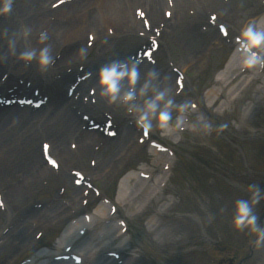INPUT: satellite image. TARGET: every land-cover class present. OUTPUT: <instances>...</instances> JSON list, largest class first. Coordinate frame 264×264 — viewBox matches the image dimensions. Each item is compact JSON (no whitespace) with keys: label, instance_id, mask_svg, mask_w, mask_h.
Segmentation results:
<instances>
[{"label":"rangeland","instance_id":"obj_1","mask_svg":"<svg viewBox=\"0 0 264 264\" xmlns=\"http://www.w3.org/2000/svg\"><path fill=\"white\" fill-rule=\"evenodd\" d=\"M234 3L236 9L233 8V11L238 13L239 21L248 7L254 10L255 14L249 16L247 21L259 22L264 17L262 0H235ZM57 4L59 6L61 2L50 4V1L43 3L41 0H14L12 12L0 15V64L14 66L17 60L15 57L25 49L34 48L37 54L39 53L36 46L41 43L37 40L39 34H36L35 30L44 21L43 15L49 14L52 6ZM90 10L97 11V8L93 5ZM197 11L199 9L195 8L194 12L201 13ZM94 19L93 26L101 25L97 16ZM210 20L187 17L172 27V34L161 32L158 37L159 49L153 55L155 60H158L157 64L152 61L149 65H137L138 79L132 100H123V95L129 88L124 93L117 94L113 103L105 101L100 90L96 91V107L92 108L96 110L101 123L105 124L111 118L117 136L108 137L106 131L104 134L103 129H99L97 133L102 135L99 146L94 145L86 151L78 152L75 151V144L71 143L73 137L62 139L61 143L71 163L56 171L57 174L60 171L62 173L48 178L43 188L35 193L26 205L33 204L39 208L46 206L48 209L58 207L61 202H68L82 190L74 185L73 172L78 171L92 175V178L85 176L86 181L82 186L87 193L86 200L81 202L80 207L77 203L74 218L31 232L37 233L36 239L19 252L8 246L3 256H0V264L4 262V256H11L8 260L10 262L6 264H30L35 256L54 252L53 248L70 223L85 219L84 217L93 213L97 207L110 210L113 203L118 204L117 196L122 177L132 172L137 178L144 180L146 178L140 176L139 171L151 170L154 162L159 163V169L156 168L153 179L170 178L168 189L163 191L159 200L151 202L145 211L128 219L126 237L130 239V249L124 257L133 256L134 264H264V244L256 245L255 233L249 229L237 230L231 222L234 201L248 198V185L255 184L264 190V96L255 97L254 93V90L264 85V75L258 76L250 88L251 91L246 95L235 97L236 99L232 97L230 100L221 97L217 107L208 108L213 100L207 96V92L215 86L237 37L230 35V42L221 43L207 56L206 46L219 35L218 25L224 24L229 28L228 23L219 16L216 25H212ZM54 23L57 24L56 21ZM64 25L67 24L64 22ZM24 29L31 30L27 39L22 36ZM203 29H206L208 34L204 35ZM105 32L106 35L98 34L104 37H98L93 46H86L88 50L83 53L85 59L81 62L77 60L72 66L77 67L80 63L85 64L88 61L97 70L109 62L108 58L123 56L130 51L136 52L139 47L151 44L150 39L139 43V38L133 39L125 33L123 36H115L113 29H105ZM12 40L16 41V51L18 50L15 54L10 45ZM90 42L93 43V39ZM195 56H198L196 61ZM22 63L21 69L26 75L32 77L40 74L41 70L35 60L27 64L23 61ZM173 69L185 76V86L181 92L176 88L179 85L175 76L172 77L168 73ZM149 70L157 73L154 79L146 75ZM146 83L147 88L141 92ZM158 90H164L166 98L173 100L169 124L174 125L177 117L183 116L184 130H173L170 127L168 132H164L156 126L155 117L150 116L153 121V129L150 131L152 139L136 148L133 143L140 137L142 129L136 126L135 116L143 109L145 99L151 98ZM182 103L191 104L192 107L180 113L176 106ZM193 105L198 108L194 109ZM104 113L108 114L105 116ZM69 120L70 118H66L60 129L64 130ZM202 120L211 125L210 130L202 128ZM126 124L130 126L124 129ZM193 124L196 125L195 129H190L189 125ZM52 130L57 132L59 129ZM81 134L82 132H79L80 136ZM151 141L171 148L173 154L164 153L162 155H165V159L161 160L150 146ZM42 142L44 141H36V147L22 155H33V152L41 149ZM119 159L124 163L117 167L113 161ZM166 161H169L171 169L165 171L163 166H166ZM104 164L106 168H102ZM105 169L111 170L113 175H108L104 172ZM122 187L126 189V185L123 184ZM170 198L173 206L165 210ZM165 203L167 206L161 209ZM129 209L130 206L121 205L119 217L128 218ZM254 211L258 215V223L264 226V200L254 207ZM158 212H163V216H160L159 225L151 231L149 218ZM7 215L6 211L0 213V226L6 224ZM16 220H20L19 217L14 219ZM91 234L92 231L88 232L86 238ZM9 240L12 241L13 236ZM69 261L73 263L75 260ZM84 264L91 262L86 261Z\"/></svg>","mask_w":264,"mask_h":264},{"label":"bare ground","instance_id":"obj_2","mask_svg":"<svg viewBox=\"0 0 264 264\" xmlns=\"http://www.w3.org/2000/svg\"><path fill=\"white\" fill-rule=\"evenodd\" d=\"M49 1L50 4L58 2H62V4L52 6L50 13L43 15L44 21L41 25H38L35 33L37 32L36 34H39L41 30H45L48 34V40L38 44L39 46H36V48L39 52V49L44 44L49 46L54 56L52 68L62 72V77L60 78L56 74H50L48 78L41 79L42 84L40 86L42 89H47V86H52L53 84L60 86L61 83H58L62 79L63 84L72 80L76 74L70 72L64 73L66 67L71 68L77 60V62L84 60L85 56L83 53L88 50L86 46H92L98 37H104L106 35L105 29L106 31L107 29H113L115 31L114 35L118 37L119 35L123 36L125 33L129 34L133 39L139 38L140 40L141 38L145 40L155 37L152 36L156 35L152 34L153 30H156L157 33L172 34L174 32V28L172 27H175L176 23L183 22L187 17H196L201 20H205L206 18L211 19L212 17L213 21H215L212 23L216 24L219 16L220 19L228 23L229 28L226 34L220 33L217 38H213L206 46V55L209 56L221 45L223 39L227 38L229 40L230 35L238 37L240 29L249 22L247 18L255 14V11L248 7L242 13V20L239 21L237 19L238 13L236 10L233 11V8L236 9L234 6L235 0H41L43 3ZM93 5L97 8V11L90 10V7ZM195 8L199 9L197 11L198 13H201L197 14L194 12ZM143 13L145 14L144 18H142ZM208 14H210L209 17ZM95 16L101 21V25L95 24L96 27L93 26ZM236 20L238 21L236 22ZM145 21L150 22L149 31L145 28ZM64 22L67 25H64ZM259 23L260 26L264 27V19ZM101 33L104 35H98ZM91 37H93V43L90 42ZM195 57L196 61L198 56ZM200 57L202 58L203 55ZM240 60L241 55L235 54L220 72L215 86H212L207 92V96L211 100L220 97L227 98L228 100L232 97L240 98L251 91L250 88L255 76L251 74L252 77L248 76V79L247 77L243 78L244 74L250 72V70H242ZM138 61H142V59ZM83 65L86 66L87 70L93 68L88 61ZM261 71L263 73V70ZM18 74V72H13L12 70L9 73V78L12 77V79H8L5 82L11 86L14 85L18 81V78L15 79ZM83 74L81 75L83 76ZM257 74L255 73L256 76ZM55 78H60V80H55ZM247 83L250 84V87L247 85L243 89V84ZM92 84L95 85V83ZM32 85L33 83H31ZM118 86L120 89L118 94L124 93L129 88L127 79L125 78L120 81ZM42 93L46 94L51 100L50 104H52L49 107H53L50 111V121L48 123L42 121L45 128L58 126L60 118L64 116L70 118L63 131L59 133H54L53 131L51 134V131L42 130L43 132L35 133L32 138H44L46 144L50 145V154H53L52 157L56 159L58 166L64 167L69 162L71 163L61 143L62 139L66 137L74 138L71 143L75 144V151L77 152L86 151L94 145L99 146V143L102 142V135L97 132L85 130L81 136L79 135L78 128L81 127V121L76 118L77 110H72L68 115V107L60 106V102L63 99H67L61 95L63 93L50 91H43ZM254 93L255 97H263L264 86L259 87L258 90H254ZM87 101L92 106V99L87 98ZM105 101H107L106 98ZM26 116H31L32 118ZM137 116H135V119ZM43 117L37 115L36 112L26 113L20 111L17 107L6 108L0 111V213L2 211L8 213L6 224L4 225L3 223L0 226V256L4 254L8 246H11L13 250L16 249L19 252L22 248L31 244L37 235V233L34 234L31 232H35V230L48 225L58 224L62 220L74 218L73 215L77 212V203H79L80 207L81 202L86 200L87 193L81 186V191L70 198L68 202H61L58 207L54 206L47 209L45 208L46 206L39 208L33 204L26 205L30 198L43 188L48 178H54L61 171L57 174L56 170L49 167L43 157L44 154L41 149L33 152V155H22V150L28 148L33 143V140H30L31 138L27 139L24 134L18 135L10 130H12L11 126L13 125H20L21 127L30 126ZM65 121L66 119L63 123ZM44 132H49L51 141ZM16 135L18 136L16 137ZM146 141L145 137L140 135L133 144H136L137 148L143 146ZM155 155L160 156L161 160L165 159L164 155L158 154L157 152H155ZM113 159L114 157L111 158V160ZM113 162L117 167L124 163L121 159ZM158 164L154 162L151 170L141 169L139 171L140 174L147 176V179L144 180L137 178L132 172L125 174L122 177L119 195L117 196L119 200L118 204L113 203L115 211L113 209L108 210L105 207H97L93 213L87 214V218L85 216V219L71 223L67 227L66 233L61 236L59 242L53 248L54 252L35 256L30 264H76L66 260L67 256L71 255L80 257L82 261L80 264H84L86 261L91 262V264H134L135 258L133 256L124 257L125 253L130 249V239L126 237L128 234L127 221L130 217L145 211L151 202L159 200L161 194L164 193L163 191L168 189V181H170V178L168 180L165 178L153 179L156 168L159 167ZM104 167L106 168V164L102 168ZM167 168L171 169V166H165L163 169ZM104 172L108 175H113L111 170L105 169ZM85 176L92 178L89 172ZM123 184L126 185V189H123ZM133 188L136 189L133 190ZM88 195H91V193H88ZM171 201L172 198H170L168 207L165 210L173 206ZM123 204L130 206V216L128 215V218L119 217V210H121V205ZM32 206L35 208H32ZM166 206L167 204L165 203L160 208L163 209ZM160 216H163V212H158L149 218L148 225L151 231L155 230L159 225ZM16 217H19L20 220L14 221ZM121 224L124 226L122 227ZM90 231H92V234L86 238V234ZM12 236L13 240L10 241L9 239ZM9 259H11V256H4V262L2 264L10 262L8 261Z\"/></svg>","mask_w":264,"mask_h":264},{"label":"clouds","instance_id":"obj_3","mask_svg":"<svg viewBox=\"0 0 264 264\" xmlns=\"http://www.w3.org/2000/svg\"><path fill=\"white\" fill-rule=\"evenodd\" d=\"M14 0H0V15H7L13 10ZM31 34V30L24 29L22 36L27 39ZM38 42L43 43L48 40L46 31H41L37 37ZM237 51L241 55L240 67L242 70H264V27L260 26L258 21H250L244 25L235 41ZM13 54L16 53V41H10ZM17 58L24 63H31L36 61L39 69L44 72L47 71L49 66L54 63V56L50 51L47 44L39 49L37 54L34 48L25 49L20 51ZM149 78L154 79L157 73L154 70H149L146 74ZM97 84L101 89L102 95L106 98L108 103H113L116 100L117 94L120 92L119 82L127 79L129 91L123 95L125 102L133 99L135 85L138 79L137 63L131 62H118L111 60L103 64L96 73ZM147 88V83L143 92ZM173 100L166 98L164 90H158L151 98L144 101V107L136 118V126L142 129L145 133L153 129V121L149 117H155L156 126L164 132H168L171 127L173 130H184L185 118L178 116L174 125H169L171 120V111L173 107ZM177 111L183 113L189 110L191 104H179L176 106ZM131 109H129L130 111ZM201 119H203L201 117ZM202 128L210 130L211 125L207 122L203 123ZM196 125H189L190 129H195ZM250 195L248 198H240L234 201V211L231 217L232 225L237 230L249 229L255 233L256 245L264 244V226L258 223V215L254 211V207L264 200V190L258 185H248Z\"/></svg>","mask_w":264,"mask_h":264}]
</instances>
